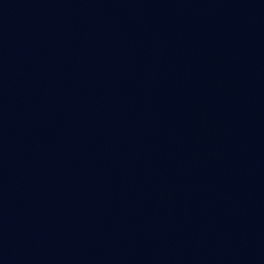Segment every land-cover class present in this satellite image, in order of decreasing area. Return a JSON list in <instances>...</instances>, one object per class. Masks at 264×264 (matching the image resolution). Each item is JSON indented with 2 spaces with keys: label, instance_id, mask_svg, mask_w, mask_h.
I'll use <instances>...</instances> for the list:
<instances>
[{
  "label": "water",
  "instance_id": "water-1",
  "mask_svg": "<svg viewBox=\"0 0 264 264\" xmlns=\"http://www.w3.org/2000/svg\"><path fill=\"white\" fill-rule=\"evenodd\" d=\"M0 264H264V0H0Z\"/></svg>",
  "mask_w": 264,
  "mask_h": 264
}]
</instances>
